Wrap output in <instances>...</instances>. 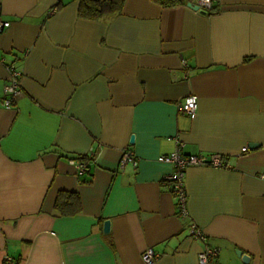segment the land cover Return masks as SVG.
Segmentation results:
<instances>
[{"label": "crops", "instance_id": "0c3cea01", "mask_svg": "<svg viewBox=\"0 0 264 264\" xmlns=\"http://www.w3.org/2000/svg\"><path fill=\"white\" fill-rule=\"evenodd\" d=\"M195 1L88 19L77 0H0V101L5 64L20 72L0 102V264H145L148 247L151 264H199L190 224L219 249L209 264H245L238 249L264 264V0ZM189 94L193 118L178 110ZM176 141L221 161L185 168L184 216L158 160ZM62 192L78 212L55 207Z\"/></svg>", "mask_w": 264, "mask_h": 264}, {"label": "built area", "instance_id": "2783aa9c", "mask_svg": "<svg viewBox=\"0 0 264 264\" xmlns=\"http://www.w3.org/2000/svg\"><path fill=\"white\" fill-rule=\"evenodd\" d=\"M215 0H196L195 4L198 5L200 10L205 13L212 12L213 2ZM9 25L8 21H0V31ZM5 67L8 71V81L3 86V97L1 99V104L5 107H11L16 95L19 93V75L20 72L16 68L14 63H7ZM182 67L187 68V64L184 59H182ZM178 110L180 113L193 118L197 112V99L193 94H189L184 98V101L178 105ZM182 143L176 141L175 149L166 155H161L158 157L159 161L170 163L173 166V172L171 174L165 175L163 177V183L169 181L171 183L170 190L172 194L177 199L178 213L180 216L186 214L185 209V191H184V171L189 165H208V166H220V157L213 155L206 157L202 154H183L182 153ZM248 151V147L244 146L241 148V152L245 153ZM89 154H92V149L89 150ZM76 163L78 171L84 172L86 170V163L82 160H73ZM127 163L133 165L136 164V158L132 151L129 149L125 150L119 165L124 167ZM189 236L193 239L201 240L204 244L202 250L197 255V260L199 264H209L212 262L214 257L218 255L219 249L217 247H212L207 244V237L201 230V228L195 224H190ZM142 260L145 264L153 263L158 255L153 251L152 248H146L141 254ZM3 264H16L15 259L5 254L3 257Z\"/></svg>", "mask_w": 264, "mask_h": 264}, {"label": "trees", "instance_id": "16d2710c", "mask_svg": "<svg viewBox=\"0 0 264 264\" xmlns=\"http://www.w3.org/2000/svg\"><path fill=\"white\" fill-rule=\"evenodd\" d=\"M78 14L88 19H99L105 15L114 14L122 10L125 0H77ZM162 6H175L183 0H153ZM214 9V7H213ZM84 159V156L83 158ZM84 161V160H82ZM55 207L62 213L74 214L79 210L77 195L71 193H59Z\"/></svg>", "mask_w": 264, "mask_h": 264}, {"label": "water", "instance_id": "95a60500", "mask_svg": "<svg viewBox=\"0 0 264 264\" xmlns=\"http://www.w3.org/2000/svg\"><path fill=\"white\" fill-rule=\"evenodd\" d=\"M187 6L190 7L191 9H193V10H198V11L204 13L203 10H200V9H199V7H198L197 4H194V3H192V2H187ZM133 141H134V136H131V137H130V142L132 143ZM257 146H258V145H256L255 143H250L249 148H250V149H254V148H256ZM109 228H110V222H109L108 219H106V220H104V222H103V231H104L105 233H107V232L109 231ZM236 254L241 258V260H242L243 263H245V264H248V263H249V258H250V257H249L248 254L243 253V251L240 250V249L236 250Z\"/></svg>", "mask_w": 264, "mask_h": 264}]
</instances>
